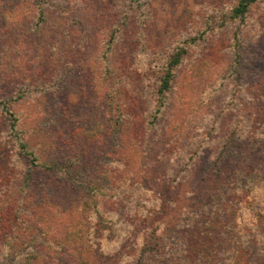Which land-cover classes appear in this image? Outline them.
Returning <instances> with one entry per match:
<instances>
[{
  "label": "rangeland",
  "instance_id": "374dc122",
  "mask_svg": "<svg viewBox=\"0 0 264 264\" xmlns=\"http://www.w3.org/2000/svg\"><path fill=\"white\" fill-rule=\"evenodd\" d=\"M232 3L140 0L138 9L130 0H0V99L21 96L10 106L19 118L17 132L32 143L42 142L36 128L51 126L50 118L62 114L67 101L81 114L93 110L99 118L110 116L104 98L116 88L106 89L105 64L113 68L108 79L122 81L130 100L140 102L134 108L153 114L161 66L177 47L187 49L151 125L149 117L136 128L137 136L103 132L86 139L91 169L83 164L67 168L65 175L62 160L57 165L63 169L43 170L25 181L30 164L0 110V196L9 193L20 201L25 182L35 187L32 201L40 199L46 209L40 218L44 223L55 205L62 207L56 211L58 228L50 231L53 249L45 264H57L61 255L55 248L64 240V255L69 247L77 251L80 238L91 250L88 264H264V210L256 206L255 220L244 222L252 207L242 201V218L237 215L244 231L234 252L228 239L239 229H225L236 218L232 196L226 186H217L225 166L235 165L246 150L252 149L249 158L260 157L253 152L256 134L264 140V115L256 119L258 107L244 109L254 101L264 105V0H258L244 24L220 23ZM14 4L17 11L10 14ZM39 9L45 11L43 19ZM189 37L195 41L188 43ZM249 113L260 123H249ZM83 124L77 127L87 129ZM251 130L255 138L247 135ZM106 150L111 155L105 157ZM109 159L113 190L103 192L110 197L100 201L101 215L89 206L82 220L74 221L64 207ZM186 201L189 211L201 203L200 221L208 236L197 225L185 224ZM23 209L34 212L30 205ZM154 209L157 214L144 218ZM187 227L195 231L187 233ZM195 233L199 243L201 235L209 237L210 252L201 247L186 252V245L196 246ZM244 236L248 241L243 243ZM221 256L226 262H218Z\"/></svg>",
  "mask_w": 264,
  "mask_h": 264
},
{
  "label": "trees",
  "instance_id": "16d2710c",
  "mask_svg": "<svg viewBox=\"0 0 264 264\" xmlns=\"http://www.w3.org/2000/svg\"><path fill=\"white\" fill-rule=\"evenodd\" d=\"M130 1L132 3H136V7H138V9L141 7L140 0ZM257 2L258 0H233L232 7L228 10L229 13L223 12L221 17L218 18L219 22L224 23L225 21H230V23H238L239 25L244 24L248 14ZM17 6L18 4H14L10 10V14L17 11ZM44 15L45 11L39 9V19H43ZM61 23L62 22L58 21V27L62 25ZM17 25L18 23L15 21L13 27H17ZM10 28H12V26ZM62 28L64 27H61L60 29ZM11 31L14 32L12 29ZM194 41L195 37H189L187 39L188 43ZM186 53V48H182L180 46L177 47L168 56V62L161 66V75L159 76V86L156 89L153 114L152 112L151 114L149 112L146 113L145 110L137 111L134 108V102H137L138 104H140V102L138 99H133L134 102L130 100L131 95L127 92V90L120 88L122 81L118 80L116 84V81L108 79L112 73L111 70L113 71V68H111L109 64H107V66L105 64V75L103 77V81L107 82L106 89L110 90L116 88L112 94H107L104 98V107L110 116L107 117L106 120L102 116L99 118L98 114L93 110H86V113L81 114V112L75 111V108H69L71 106H75V104L67 101L63 106L62 114H54L55 116L50 118V121L52 122L51 126L38 125L36 130L34 129L35 132L37 131L40 133L42 142L40 140H34L32 143L23 138V135H21L23 132H17L19 118L15 110L12 109L10 105L11 103L18 102L17 100H19L21 96H18V99H15L14 96L7 99H0V110L7 116L6 118L9 121L10 131L16 137L19 150L25 158H27L30 164L27 169V177L24 180L26 181L27 178H31L30 176L32 174H37L43 170L52 172L54 168L63 169L65 167V175L68 173L67 168L76 167L79 169L83 164L86 165L85 167H87V169H91V165L87 163L89 147L88 143H86V139L89 137L98 138L103 132H105L106 136L115 134L117 136H127L129 133L137 136L135 133L136 128H142L144 120L147 121V118H152V120L150 119V121H148V125H151V123L157 119V114L165 105L166 95L172 87L174 77L173 69L180 64ZM253 107H258L257 109H260L256 119H259L260 113L264 115V105H262V102L257 103L254 101L250 105L246 104L244 109ZM113 113L114 115H111ZM249 115H251L249 120L255 116L254 113H249ZM256 119H252L249 123H256ZM79 121L83 122V125L87 129L81 128L80 126L77 127ZM257 122L260 123L259 121ZM149 131L150 130L146 128L145 133H148ZM247 135H250V138H255L257 135L253 152L259 154L260 157H256L255 159L250 156L249 158L248 152L252 149L249 151L246 150V154L244 156L234 161L235 165L231 168L229 165L225 166L227 170L221 172V179L218 180L217 185L226 186L227 194L232 196V200H230V208L234 212L236 218L233 217L234 221L225 229H232L233 227H238L239 229L236 235L231 233V236L228 239L230 240L231 247L233 246L234 252L237 251L238 245L241 243L240 239L242 237L239 233L244 231L242 220L239 218V216L241 217L240 209L243 208L240 207L242 201H245V203H248V205L252 207V210L249 212V216L243 220L244 222H246L247 218H249L247 222L255 220L253 212L256 206H261L262 210H264V156H262L264 155V140H262L258 134L255 135V131L253 130H251ZM43 140L46 142H43ZM255 148H257V151H255ZM104 155L105 157L109 156L111 155V152L106 150ZM62 160L66 162V165H64V167H59L57 164L59 162L62 163ZM112 162L113 161L110 159L107 160L103 164L102 168H99L97 177L90 175L87 176L85 181L79 185V191L74 194V197L70 201L71 204H66L64 207L70 210L69 215H72L71 218H73L74 221H78L80 219L82 220L84 213H86V207L89 206L92 207L90 211H94V213L98 216L101 215L102 207L99 206L100 201H102L105 197H110V194H104L103 192L105 190H113L109 186V169L111 168ZM219 166L222 168L223 162H220ZM53 176L54 175H52V177ZM59 177H61V175ZM24 180H22L21 183L25 182ZM32 180L34 179L32 178ZM25 184L26 187H20V196L22 195L20 201L18 199H14L13 195L9 193L4 196H0V264H45L46 260L44 259L49 257L47 254L53 249V241L51 240L52 235L50 236V231H54L58 228L56 211H59L62 207L55 205V213L47 217L48 222H42L40 218L45 216L43 213L46 209L42 207L40 199H38L37 203L32 201L35 196L33 191L36 188L30 187V185L26 182ZM250 192L254 193L250 195ZM187 203L188 202L186 201V207L184 206V209L187 211L185 217H189V220L185 221L187 218H183L185 224L188 227L197 225L196 229H202L201 232L210 234L209 229L207 227L203 228L204 224L200 221V210L202 208L201 203L196 204L195 209L192 210L191 208L190 211V207L187 206ZM29 205L34 207V212H31L28 209H23V207L26 208ZM65 210L66 209H64V211ZM145 212L147 214L144 218L146 217L148 220H150L151 216L155 213L157 214L156 210L154 212ZM178 219L180 220L181 218ZM111 222H113V220ZM170 222H174L173 218H171ZM180 222H183L182 219ZM37 224L41 228L38 227ZM253 225L254 224L252 222V226ZM81 227L82 226H79V229ZM167 227L168 231H170L171 228L169 224H167ZM215 227L216 221L214 224V231ZM105 229L107 228H104L99 232L100 237L103 235L104 231H106ZM74 231L79 232L80 230ZM186 231L187 233H191L195 230L188 229ZM195 234L196 235L191 236V238H196V246L184 245L186 252L191 254V250L196 252L200 247L201 249L210 252V249L208 248L209 237H203L201 235V242L199 243V234ZM44 235L47 239L44 238ZM37 236L40 238H37ZM245 237L246 236L243 238ZM245 241H248L247 238L242 240L243 243ZM64 244L65 240L63 244H60L55 248V250L60 252L61 255L60 260L56 262L57 264H88L87 256L91 255V250H89L90 248L88 243L85 242L84 238H80L79 243L77 242V251L74 248L69 247L67 253L70 252V254L66 253V255H64ZM68 256H70V258H68ZM193 256L195 257V255H192V257ZM226 259L227 257L221 256L218 262L224 263L226 262Z\"/></svg>",
  "mask_w": 264,
  "mask_h": 264
}]
</instances>
